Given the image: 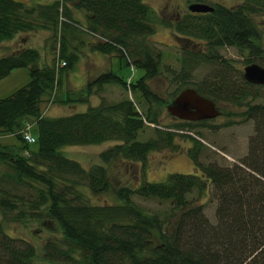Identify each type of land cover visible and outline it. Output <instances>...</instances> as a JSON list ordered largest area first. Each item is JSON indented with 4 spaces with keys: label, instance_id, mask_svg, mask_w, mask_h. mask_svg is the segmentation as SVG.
Returning a JSON list of instances; mask_svg holds the SVG:
<instances>
[{
    "label": "trees",
    "instance_id": "16d2710c",
    "mask_svg": "<svg viewBox=\"0 0 264 264\" xmlns=\"http://www.w3.org/2000/svg\"><path fill=\"white\" fill-rule=\"evenodd\" d=\"M241 1L235 9L212 4L210 12L187 11L175 19L174 32L185 40L199 39L210 50L221 46L247 50L249 55L258 56L260 60L254 62L264 67V51L254 43L258 32L246 25L245 16L264 13V0ZM72 9L82 14L84 23L72 15ZM154 22V14L142 0H30L29 4L0 0V42L18 32L47 30L53 41L57 39V57L65 61L57 70L51 64L39 66V51L31 47L0 56V80L20 67L27 68L29 77L24 86L0 98V134L14 135L23 152L12 153L0 144V163L7 166V171L0 173V211L17 206L10 198L9 186L25 189L28 197L19 201L45 223L46 229L60 234L58 244H44L43 258L50 264H264V101L246 104L252 134L247 154L231 166L199 160L204 143L196 129L209 126L210 120L172 118L169 124L161 125L157 117V110L187 86L215 105H242L247 97H260L264 88L245 82L241 71L229 62L215 63L214 73L193 82L188 70L199 55L185 51L183 66L173 76L177 86L170 98L162 101L146 83L157 75L158 55L152 56L147 47L140 46L132 51L138 57L131 65L143 73L129 80L127 87L131 94L152 103V110L140 114L128 98L100 101L82 112L56 117L43 115L39 108L42 95L60 84L59 72L70 70L76 62L75 53L67 50V33L97 37L92 43L94 51L114 53L128 64L123 50L135 49V38L153 33ZM107 83L126 86L125 80L107 71L61 102L87 103L91 88ZM25 122L35 126L31 145L19 133ZM146 129L151 137L137 140L139 132ZM176 138L191 145L181 150ZM107 140L119 143L99 153L105 162L117 157L143 163L149 152L164 149L183 151L195 171L169 173L164 180L142 181L133 188L113 187L102 167L85 169L60 150ZM79 187L94 195L112 192L120 203L78 202L83 195ZM192 191L196 197L208 195V201L214 202L213 222L201 204L187 199ZM132 195L163 202L167 207L160 213L141 210L132 202ZM33 255L32 244L9 236L0 224V264H31Z\"/></svg>",
    "mask_w": 264,
    "mask_h": 264
},
{
    "label": "rangeland",
    "instance_id": "374dc122",
    "mask_svg": "<svg viewBox=\"0 0 264 264\" xmlns=\"http://www.w3.org/2000/svg\"><path fill=\"white\" fill-rule=\"evenodd\" d=\"M27 4L30 0H23ZM48 2L50 0H39ZM150 8L155 16L156 22L153 23V33L145 37L135 38L133 46L135 49H124L125 61L115 54H101L92 49V43L98 40L97 37L89 34L75 33L70 36L65 35L67 50L73 51L76 55V62L70 70L59 72L60 84L51 92H45L39 103V108L43 115L49 117L64 116L75 112L84 111L87 106H93L100 101L117 102L128 98L135 104L138 113L148 109L152 110V103H147L138 97V94H131L127 87L128 81L135 80L142 75V69L132 66V61L138 56L133 54L140 46L148 48L152 56L158 55L157 75L146 83L149 89L162 101L170 98L177 83L175 76L186 57L185 51L197 53L199 55L196 63L190 66L188 73L190 81L198 82L209 73L216 71L215 63L227 61L235 70H242L247 60L249 62L259 61L258 56L249 55L247 50L237 49L233 46H221L215 50H210L207 44L199 39L185 40L180 35L175 34L174 21L179 16L187 12V5L195 2L194 0H142ZM203 3L221 4L229 9H235L242 4L241 0H203ZM72 15L77 17L82 23L85 22L82 14L72 9ZM247 26H252L258 32V39L255 44L264 51V13L249 14ZM58 42L52 39L50 31L34 30L30 32H18L10 40L0 43V56H6L15 52L20 47H31L39 51V66L55 65L57 62ZM63 60V59H61ZM58 69H60L58 67ZM57 70V69H56ZM111 71L122 80H125V87L121 84L107 83L99 89L96 86L91 88L87 103H63L61 99L70 96L71 92H79L84 87V83L95 78L98 74ZM27 68L20 67L11 70L8 75L0 80V98L8 96L15 89L24 86L28 81ZM187 83V82H185ZM260 97L251 99L246 98L242 105L233 103L217 102L216 108L219 115L210 119L209 126L197 128L202 136L201 139L206 144L199 156L202 163L215 161L221 166H231L236 164V160L247 154L248 137L252 134V121L247 119V105L261 103L264 101V92H260ZM165 104V103H164ZM164 104L157 110L158 121L161 125H167L172 117L166 112ZM247 104V105H246ZM210 125L216 128H210ZM31 135H35V126L31 124L29 128ZM151 137V131L146 129L139 132L137 140L144 141ZM118 141L107 140L95 144L63 146L60 150L62 154L70 159L77 161L85 169L91 167H102L109 177L111 185L135 187L142 181H161L169 173H193L195 169L191 161L183 151L171 152L169 150L152 151L147 154L143 163L128 162L121 158H113L103 161L99 153L111 147ZM0 144L9 147L12 153L22 154L19 150V142L14 135L9 133L0 134ZM175 144L181 146V150L190 146L188 142H183L176 138ZM11 148V149H10ZM220 153H219V152ZM143 164V165H142ZM6 164L0 163V173L7 171ZM11 199L17 202V206L5 212L0 211V224L4 231L11 237H18L32 244L34 255L31 264H50L43 258V247L47 241L58 244L60 239L59 232H51L46 229V225L39 218L35 217L25 203L20 202V197L27 198L24 188L9 186ZM82 191L81 199L78 202L88 204L105 205L120 203L112 192H105L94 195L84 187H79ZM187 199L194 204H201L203 212L207 218L213 222L214 202H210L209 196L196 197L195 191L188 194ZM132 202L139 209L148 212L160 213L164 211L167 204L153 199L139 198L132 195Z\"/></svg>",
    "mask_w": 264,
    "mask_h": 264
},
{
    "label": "water",
    "instance_id": "95a60500",
    "mask_svg": "<svg viewBox=\"0 0 264 264\" xmlns=\"http://www.w3.org/2000/svg\"><path fill=\"white\" fill-rule=\"evenodd\" d=\"M187 10L204 13L210 12L212 7L205 3L193 2L187 5ZM241 72L245 82L264 87V67L251 62L244 65ZM165 110L175 118L189 121L212 119L219 113L210 99L199 95L191 87L181 89L165 105Z\"/></svg>",
    "mask_w": 264,
    "mask_h": 264
},
{
    "label": "built area",
    "instance_id": "2783aa9c",
    "mask_svg": "<svg viewBox=\"0 0 264 264\" xmlns=\"http://www.w3.org/2000/svg\"><path fill=\"white\" fill-rule=\"evenodd\" d=\"M23 138L25 139L26 142H32L33 138L29 135L28 132L23 133Z\"/></svg>",
    "mask_w": 264,
    "mask_h": 264
},
{
    "label": "crops",
    "instance_id": "0c3cea01",
    "mask_svg": "<svg viewBox=\"0 0 264 264\" xmlns=\"http://www.w3.org/2000/svg\"><path fill=\"white\" fill-rule=\"evenodd\" d=\"M219 152V151H218ZM220 153V152H219Z\"/></svg>",
    "mask_w": 264,
    "mask_h": 264
}]
</instances>
